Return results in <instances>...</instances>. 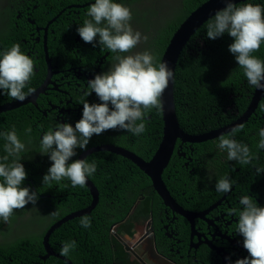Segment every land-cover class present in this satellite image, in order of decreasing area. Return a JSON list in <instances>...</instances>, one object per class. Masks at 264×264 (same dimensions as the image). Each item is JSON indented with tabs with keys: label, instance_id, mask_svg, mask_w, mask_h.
I'll use <instances>...</instances> for the list:
<instances>
[{
	"label": "trees",
	"instance_id": "1",
	"mask_svg": "<svg viewBox=\"0 0 264 264\" xmlns=\"http://www.w3.org/2000/svg\"><path fill=\"white\" fill-rule=\"evenodd\" d=\"M5 1V0H0ZM48 0L39 1V6L34 11L33 18L38 24L44 25L60 8L59 0H52L45 8ZM207 0H171L165 8L158 0H149L150 5L143 0H113L129 7L132 11L130 21L134 31L141 32L142 36L149 37L147 42L141 41L129 53L123 55H134L138 52L148 51L155 57V63H161L163 54L181 23L198 6ZM245 3L260 4L264 7V0H247L236 4L237 7ZM141 5L151 8L152 14H148ZM49 14H46L50 8ZM8 9L5 5L3 9ZM11 10V7L9 6ZM44 9L43 14L41 11ZM12 15V14H10ZM213 19L205 22L191 37L183 50L176 68L175 75V101L177 114L183 129L190 134H199L205 131L225 126L240 117L247 109L253 96L255 87L248 84L246 77L229 51V45L234 39L225 33L216 40L207 38V24ZM13 20L6 22L0 28V59L4 51L9 50L14 44L20 42L19 32ZM21 51H25L20 45ZM27 55V53H24ZM252 55L264 61V42L259 51ZM38 84V83H37ZM27 88V87H26ZM25 88V92L28 89ZM12 98L8 97L0 89V103H5ZM264 97L258 104L252 116L243 123V131L236 134L235 139L247 144L254 159L251 164L242 165L249 169H264V149L257 148L259 141L258 131L264 128ZM151 119H147L146 130L141 136H135L126 130H107L100 135H93L88 147L96 144H115L128 149L135 150L145 157H150L158 146L163 135V111L152 109L149 113ZM41 113L36 107L23 105L19 108L0 113V133L11 131L13 128L22 142H28L26 151L22 152L21 163L27 172V178L22 187H28L31 191L38 193V201L35 205L31 202L24 209L13 211L8 223L0 219V264H66L50 256L44 259L46 253L43 238L55 221L66 214L78 209H83L91 204L92 196L89 188L72 187L71 182L62 180L59 184L53 182L51 185L43 184V177L47 174L52 161L38 155L40 151V140L42 129L40 127ZM31 127L32 132L26 135L25 130ZM42 130V131H41ZM228 134V133H227ZM225 134V135H227ZM219 137L205 142L195 144L196 150L192 156L197 158L196 168L182 166L180 159L174 158L166 169L165 180L172 194L179 200V189L188 191V194H197V175L203 178V183H213L212 179L221 176L227 178L230 170L241 168L238 171L240 183L248 185V191L253 195L264 198V175L256 176L254 170L244 169L237 161H229L227 152L221 151L217 145ZM4 140L0 137V157L5 155L3 151ZM83 151V150H82ZM211 158L224 157V160L215 162L216 168L213 175L205 179V173L200 169L204 164L209 165ZM89 163L95 161L96 172L90 177L100 191V201L91 214L90 228L80 225L82 217H76L55 230L50 242L56 252H60L65 242L75 241L77 247L70 253L69 257L74 259L75 264H114L113 252L111 250L108 233L115 223H119V229L126 230L131 236L132 210L138 202L136 213L143 208L148 212L152 206L155 217L163 215L162 201L152 187L149 176L138 167L132 165L129 159L114 152L100 151L91 154ZM13 159L9 158V161ZM219 168L218 170H216ZM231 178V175H229ZM215 180L216 183L219 179ZM2 179V178H0ZM232 179V178H231ZM179 180V181H178ZM178 181V183H177ZM187 183L184 188L179 184ZM176 189V191L173 190ZM36 206H42L47 213H43L42 219L48 215L55 219L46 224V229L37 236L27 233H16L13 237L9 233L12 224H17L16 229L21 228L29 220V215ZM261 207H264L262 205ZM56 211V215H51ZM50 213V214H48ZM131 214V217L128 216ZM12 225V226H11ZM12 237V238H11ZM117 242V259L122 261L127 252ZM101 252L103 256L101 257Z\"/></svg>",
	"mask_w": 264,
	"mask_h": 264
},
{
	"label": "clouds",
	"instance_id": "2",
	"mask_svg": "<svg viewBox=\"0 0 264 264\" xmlns=\"http://www.w3.org/2000/svg\"><path fill=\"white\" fill-rule=\"evenodd\" d=\"M0 5L1 7L5 6L4 4ZM87 6H90L86 14L88 18L84 19L83 24L77 28V32L84 42L91 43L94 47L96 46L97 36H99L101 50L107 49L114 54L115 62L111 64V68L107 72L97 74L94 79L87 81L89 90L85 95L88 97L94 92L100 103L84 101L82 103V118L75 124V127L70 123H57L55 130L50 129L42 136L38 155L53 162L47 174L43 177L44 185H51L53 182L59 184L62 180L67 179L74 188L85 187L87 178H90L96 172L97 165L95 161L88 162V157L91 154L85 159H79L84 152L77 160L69 163L70 159L77 155L76 149L87 150L93 135H100L107 130H126L127 134L141 136L146 130L144 122L151 119V114L147 113L152 109H162L161 95L174 75L167 62L156 64L155 57L148 51L138 52L134 55H123L131 52L142 40L147 42L149 39L147 35L142 36L141 32L134 31L132 28L130 23L132 11L129 7L113 2V0H95L89 2ZM225 33L234 39V42L229 45V51L235 56L239 69L242 70L248 84L264 90V83H262L264 81V61L252 55L254 52L259 51L262 42H264V7L260 4L254 5L251 3H245L243 6L237 7L231 0H226V7L218 10L213 19L207 24L206 36L211 40H216ZM24 53L26 52H22L20 44L17 43L9 50L4 51L2 59H0V89L3 90L5 95L12 98L5 103L12 100L22 102L28 95L23 90L28 86L34 74V62ZM31 91L32 89L29 88L28 92ZM5 103H0V105ZM261 107L264 108V105ZM4 112L7 111L0 113ZM181 128L183 127L181 126ZM243 129L244 125L239 124L233 127L227 135H220L217 147L221 151L227 152L229 161H237L241 165H248L252 163L254 156L247 144L235 139L236 134L243 131ZM31 132V127L25 130L26 135H30ZM206 132L208 131L203 133ZM258 135L257 148L264 149V128L259 129ZM0 137L4 140L3 151L6 153L0 157V178H2L0 179V219L4 223H8L14 210L24 209L25 205L30 202L35 205L39 196L37 192L31 191L30 188L21 186L27 178V172L20 162L22 158L20 154L26 151L27 145L21 141L15 128L0 133ZM163 139L164 127L162 138L150 157H145L137 151L121 145L116 146L128 149L139 158L150 161ZM187 143L194 146L201 142H183L178 139L169 164L174 158H179L178 154L180 156H185L186 153L192 155L189 148H182L183 144ZM101 145L107 144H96L91 148ZM10 157L13 158L11 161H9ZM125 158L129 159L133 166L143 171L134 160L128 157ZM202 167L207 170L206 164ZM256 172L259 175L264 173V169L257 168ZM162 177L167 185L163 173ZM215 190L229 193L232 191V183L228 178H221L216 182ZM154 191L157 192L155 189ZM139 202L134 205L131 212L132 235L130 236L124 229L120 230L119 223H115L111 227L110 233H108L114 264H147L138 258L136 253V249L141 244L139 242L143 239L141 237L143 229L139 232L141 228L135 227V224L137 219H148L150 216L152 218L155 216L152 213L154 210L153 205L150 206L148 212L146 208H143L140 213H136L135 210ZM239 204L240 208L227 209V215L238 217L235 233L244 238L243 247L249 255L246 258L236 260L235 264H264V207L258 206L256 201L254 202L253 198L247 195L240 198ZM56 214V211L51 213V215ZM131 214L128 218L131 217ZM63 217H60L57 221ZM80 225L83 228H90V218L88 216L82 217ZM136 231H138V234ZM115 239L127 252V255L120 262L117 259L118 249L116 248L117 242ZM76 247L75 241L65 242L60 252L54 250L55 254L51 256L57 257L66 264H75L74 259L69 255ZM150 252L154 257H157V262L164 264L167 261L164 257L154 255L151 245ZM103 255V252H101V257ZM228 259L230 260V257Z\"/></svg>",
	"mask_w": 264,
	"mask_h": 264
},
{
	"label": "flooded vegetation",
	"instance_id": "3",
	"mask_svg": "<svg viewBox=\"0 0 264 264\" xmlns=\"http://www.w3.org/2000/svg\"><path fill=\"white\" fill-rule=\"evenodd\" d=\"M39 1L41 0H6L0 3L8 5L4 21L6 23L14 19L19 32L18 43L34 62V74L26 88H31L32 91H23L33 95L37 89L43 88L36 103L27 104L33 105L41 113L39 122L43 130L42 139L48 130H55L57 123H70L75 127L82 118L84 101L100 103L94 92L91 96L85 95L89 90L87 81L94 79L97 74L107 72L115 61L114 54L107 49L101 50L99 36L94 47L93 44L84 42L77 32L84 19L88 18L86 14L90 6L84 5L95 0H59L61 8L44 25L38 24L33 18ZM50 1L52 0L45 3V8ZM141 7L148 14L153 13L151 8ZM52 9L51 7L46 11V14ZM41 12L45 14L44 9ZM24 143L30 145L28 142ZM183 147L189 148L191 154L195 150L193 144H183ZM85 151L76 149L77 155L69 163L77 160ZM178 156L182 166L191 167V171L196 168L197 158L187 153L185 156ZM218 159L221 161L224 157L209 156L207 170L200 168L205 173V179L213 175V169L216 168L213 164ZM242 167L254 170L256 176L264 175H258L256 167ZM242 170H230L232 179L229 175L227 178L232 183V191L229 193L215 190L214 182L221 176L212 179L213 183H203V178L197 175V186H201L197 189V194H188V191L179 189V200L169 190L184 211L200 214L193 218L177 213L158 195L162 200L160 204L164 207V214L136 220L135 227L143 229V239L136 249L138 258L147 264H162L150 252V245L154 255L167 260L164 264H235L236 260L248 257L249 253L243 247L244 238L235 233L238 217L227 215V209L240 208L239 200L245 195L251 196L260 207L264 205V198L253 195L252 190L248 191V185L238 182V171ZM165 175L166 169L163 172V176ZM65 181L69 182L67 179ZM184 185L187 183L179 184L178 188H184ZM173 190L176 191L174 188Z\"/></svg>",
	"mask_w": 264,
	"mask_h": 264
},
{
	"label": "water",
	"instance_id": "4",
	"mask_svg": "<svg viewBox=\"0 0 264 264\" xmlns=\"http://www.w3.org/2000/svg\"><path fill=\"white\" fill-rule=\"evenodd\" d=\"M247 0H231L232 3L238 4L241 2H245ZM89 4V3H88ZM88 4L84 5L87 6ZM226 7V0H207L200 6H198L195 10L191 12V14L181 23V25L177 28L175 33L172 35L170 42L163 54L161 63L167 62L169 68L174 72L173 77L170 79L168 86L164 90L161 95V105L163 111V120H164V139L154 154L153 158L150 161H145L130 150L125 149L120 146L107 144L96 146L86 150L79 159H85L89 154L99 151H110L116 154L122 155L124 157H128L134 160L139 167L145 171L152 180V184L157 193L161 196L165 204L176 211L177 213L193 218L200 214H192L189 211H184L183 207L178 204V202L174 199L171 192L169 191L165 181L163 180L162 173L166 166L169 164L170 157L173 154L174 147L178 139H181L183 142H203L210 139H214L219 137L222 134H227L230 130L239 125L243 124L252 116L255 110L258 107V104L264 95V90H260L255 88L253 98L251 99L247 110L235 121L232 123L222 126L220 128L208 131L206 133L191 135L181 128L179 118L176 112L175 105V92H174V82L176 75V68L183 52L185 46L191 39V37L197 32V30L210 18L214 17L215 13L218 10H222ZM264 83V81H262ZM42 89H37L33 95L29 94L26 96L24 101H9L5 104L0 105V112L13 110L19 108L28 103H36V98L39 96ZM87 187L90 189V193L92 195V203L80 210L74 211L56 223H54L44 235L43 243L45 246L46 254L44 258H49L51 255H54V249L50 244V237L52 233L59 228L63 223L72 220L76 217H81L84 215L91 214L93 210L99 203V189L94 184V182L88 177L86 182Z\"/></svg>",
	"mask_w": 264,
	"mask_h": 264
},
{
	"label": "rangeland",
	"instance_id": "5",
	"mask_svg": "<svg viewBox=\"0 0 264 264\" xmlns=\"http://www.w3.org/2000/svg\"><path fill=\"white\" fill-rule=\"evenodd\" d=\"M143 1H144V3L150 5L149 0H143ZM158 1H159V3L161 2L162 5L166 8L168 6V3L171 0H158ZM5 2H6V0H5ZM0 4H3V3H0ZM6 14H7V11L5 9H3V7H1V5H0V28L4 27V25H5L4 16ZM43 213H47L46 209L42 206H36L33 209V211L29 214L31 216V218L29 217V220L27 221V223L24 224L19 229H16V227H17L16 223L12 224L13 225V226L11 225L12 230L9 233L12 235V237L16 233H24V232L25 233L29 232V233L37 236L38 234L42 233L46 229V227H45L46 224L49 225L50 222L55 219L54 217H49L48 215L45 217V219H42ZM48 214H50V213H48ZM9 223L10 222H8V225H9ZM141 231H142V229H140L139 232H141ZM136 233L138 234V231H136ZM137 237H138V235H137Z\"/></svg>",
	"mask_w": 264,
	"mask_h": 264
}]
</instances>
